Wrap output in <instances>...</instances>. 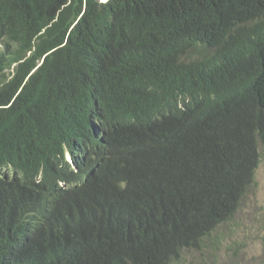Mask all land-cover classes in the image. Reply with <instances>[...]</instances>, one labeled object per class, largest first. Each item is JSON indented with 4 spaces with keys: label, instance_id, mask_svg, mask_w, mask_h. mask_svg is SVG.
I'll use <instances>...</instances> for the list:
<instances>
[{
    "label": "trees",
    "instance_id": "trees-1",
    "mask_svg": "<svg viewBox=\"0 0 264 264\" xmlns=\"http://www.w3.org/2000/svg\"><path fill=\"white\" fill-rule=\"evenodd\" d=\"M263 159L264 0H0V264L219 250Z\"/></svg>",
    "mask_w": 264,
    "mask_h": 264
},
{
    "label": "rangeland",
    "instance_id": "rangeland-1",
    "mask_svg": "<svg viewBox=\"0 0 264 264\" xmlns=\"http://www.w3.org/2000/svg\"><path fill=\"white\" fill-rule=\"evenodd\" d=\"M220 233L221 249L208 246L202 251H187L177 264H264V159L235 219Z\"/></svg>",
    "mask_w": 264,
    "mask_h": 264
},
{
    "label": "clouds",
    "instance_id": "clouds-1",
    "mask_svg": "<svg viewBox=\"0 0 264 264\" xmlns=\"http://www.w3.org/2000/svg\"><path fill=\"white\" fill-rule=\"evenodd\" d=\"M100 1H101V0H100ZM107 1H109V0H107ZM107 1H104V0H103V1H101V2H104V3H105V2H107ZM66 160H67V162H68L69 164H71V160H70L69 156H67ZM6 170H7V169H3V170H2V173H3V172H4V173H7V172H5ZM7 171H8V170H7ZM0 173H1V172H0Z\"/></svg>",
    "mask_w": 264,
    "mask_h": 264
},
{
    "label": "bare ground",
    "instance_id": "bare-ground-1",
    "mask_svg": "<svg viewBox=\"0 0 264 264\" xmlns=\"http://www.w3.org/2000/svg\"><path fill=\"white\" fill-rule=\"evenodd\" d=\"M104 1H107V0H104Z\"/></svg>",
    "mask_w": 264,
    "mask_h": 264
}]
</instances>
